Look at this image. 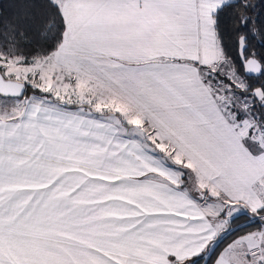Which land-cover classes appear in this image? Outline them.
Segmentation results:
<instances>
[{"label":"snow or ice","instance_id":"snow-or-ice-1","mask_svg":"<svg viewBox=\"0 0 264 264\" xmlns=\"http://www.w3.org/2000/svg\"><path fill=\"white\" fill-rule=\"evenodd\" d=\"M0 264H264V0H0Z\"/></svg>","mask_w":264,"mask_h":264}]
</instances>
